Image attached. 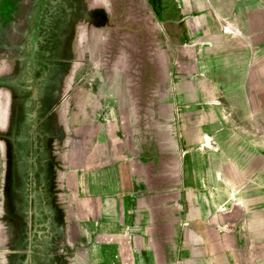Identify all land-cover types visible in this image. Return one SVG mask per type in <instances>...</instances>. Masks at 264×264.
<instances>
[{"label":"crops","instance_id":"obj_1","mask_svg":"<svg viewBox=\"0 0 264 264\" xmlns=\"http://www.w3.org/2000/svg\"><path fill=\"white\" fill-rule=\"evenodd\" d=\"M175 2L170 18L105 8L132 29L73 28L52 156L59 264H264V5ZM10 253L0 212V264Z\"/></svg>","mask_w":264,"mask_h":264},{"label":"flooded vegetation","instance_id":"obj_2","mask_svg":"<svg viewBox=\"0 0 264 264\" xmlns=\"http://www.w3.org/2000/svg\"><path fill=\"white\" fill-rule=\"evenodd\" d=\"M88 1L0 0V24L15 22L13 38L7 42L0 38V59L5 60L0 67V91L7 101L6 121L0 125L4 128L0 139L5 143L0 212L10 236L8 264L61 261L54 243L60 215L53 157L55 140L64 131L55 112L74 59L75 24L88 21L133 28L106 14L105 8L116 9L117 0H99L97 7ZM118 1L123 13L124 6L131 9L135 4L167 18L176 11L175 0Z\"/></svg>","mask_w":264,"mask_h":264},{"label":"rangeland","instance_id":"obj_3","mask_svg":"<svg viewBox=\"0 0 264 264\" xmlns=\"http://www.w3.org/2000/svg\"><path fill=\"white\" fill-rule=\"evenodd\" d=\"M260 5H264V0H258ZM115 6H121V4L119 3V1H116ZM127 9V11H126ZM129 7L124 6V11L128 12ZM130 23V22H129ZM127 24V22H126ZM130 25L132 26V24L130 23ZM4 128L0 127V130H2ZM4 149H5V143L0 139V187H1V181H2V176H3V168H4Z\"/></svg>","mask_w":264,"mask_h":264}]
</instances>
